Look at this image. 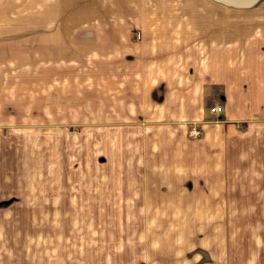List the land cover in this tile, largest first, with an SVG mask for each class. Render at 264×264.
Returning <instances> with one entry per match:
<instances>
[{
    "label": "crops",
    "instance_id": "1",
    "mask_svg": "<svg viewBox=\"0 0 264 264\" xmlns=\"http://www.w3.org/2000/svg\"><path fill=\"white\" fill-rule=\"evenodd\" d=\"M125 2L126 26L0 27V264H84L70 227L84 217L48 216L62 186L47 179L61 176L52 165L68 142L78 163L80 146L92 158L98 146L104 169L115 162L135 208L158 192L168 208L230 209L247 213L234 225H264V0ZM64 121L86 125L85 139Z\"/></svg>",
    "mask_w": 264,
    "mask_h": 264
},
{
    "label": "rangeland",
    "instance_id": "2",
    "mask_svg": "<svg viewBox=\"0 0 264 264\" xmlns=\"http://www.w3.org/2000/svg\"><path fill=\"white\" fill-rule=\"evenodd\" d=\"M234 3L237 4V1ZM126 5L125 0H0V27L14 26L19 30L21 26H29L32 31H37L38 26H126L135 22L125 16L126 11L119 15L120 8L124 10ZM109 9L111 13H106ZM116 12L117 16H112ZM31 35L39 34L34 32ZM81 40L77 42V47H90L86 45L92 42L90 37L86 42ZM66 46L62 44L64 50ZM82 64L86 63L79 65ZM95 123L97 121L93 123L94 127L101 125ZM64 124L63 127H70L68 137L72 135L85 139L86 125L69 121H64ZM93 129L96 134L101 131ZM107 131L113 133L117 130L111 128ZM101 136L99 133L98 138ZM68 144H64L60 166L55 167L52 161V166L60 170L61 176L58 173L57 177L47 180L55 179L61 183L62 193L48 195V199L56 201V205L48 207V216L84 217L77 226H70L76 229L73 231L83 234L82 238L78 236L82 241V250L78 253L84 264H264V225L232 223L234 216H246V212V215H234V210L230 209L168 208L165 206L172 198L158 192L139 194L141 201L138 204L142 207L135 208L134 193L126 192L125 185H121L115 162H109L110 169H104L103 164H108L102 161L103 157L98 158L101 155L97 153L98 146L94 148V158L91 157L90 151L93 150L90 147L80 146L79 153L84 148L86 152L83 154L87 159L78 163L76 152L72 150L70 153L74 145L67 150ZM50 153L53 154L54 150ZM68 156L72 158L68 159ZM92 160L93 167H88ZM91 173L92 178L86 176ZM107 173L111 176L110 180L103 178ZM53 184L56 183L53 181ZM75 201L80 205L74 204ZM60 202L62 207L58 206ZM3 203L0 202V207L5 205ZM87 217L94 218L95 223H86L84 220ZM212 221L231 223H210ZM63 228L67 226L63 225ZM66 232L62 230L63 234ZM87 232L94 234L84 238Z\"/></svg>",
    "mask_w": 264,
    "mask_h": 264
},
{
    "label": "built area",
    "instance_id": "3",
    "mask_svg": "<svg viewBox=\"0 0 264 264\" xmlns=\"http://www.w3.org/2000/svg\"><path fill=\"white\" fill-rule=\"evenodd\" d=\"M210 112L212 113H222V107L215 103L212 106H210ZM201 133L200 128L197 125H192L189 130H188V134L190 137H198Z\"/></svg>",
    "mask_w": 264,
    "mask_h": 264
}]
</instances>
